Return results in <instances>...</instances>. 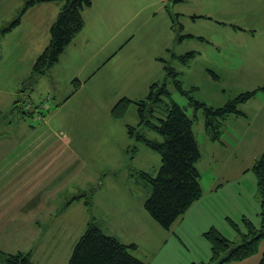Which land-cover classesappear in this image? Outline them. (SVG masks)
<instances>
[{"label": "rangeland", "instance_id": "rangeland-1", "mask_svg": "<svg viewBox=\"0 0 264 264\" xmlns=\"http://www.w3.org/2000/svg\"><path fill=\"white\" fill-rule=\"evenodd\" d=\"M91 1L83 10L82 31L39 73L35 64L49 44L55 8L66 0H38L34 9L32 0H0V212L35 215L15 226L11 217L3 218L8 224L0 230V250H31L36 264H69L90 221L124 243H136L132 252L148 262L202 261L211 250L205 237L211 225L241 242L229 220L243 226L248 215L261 223L254 171L241 180L242 194L237 188L229 198L224 191L209 194L202 204L206 214L193 220L182 215L166 229L145 207L152 185L140 173L156 177L162 154L140 137L163 142L153 125L167 116L168 104H179L195 118L200 181L207 188L211 174L203 169L214 157L212 139L204 109L191 98L217 108L244 91L264 88V0ZM163 86L170 96L157 101ZM125 97L131 101L124 115L114 117ZM20 99L34 113L19 116L12 107ZM238 108L249 118L231 115L227 125L254 122L253 142L261 149L264 89ZM226 134L222 163L235 161L233 138ZM236 159L243 163L242 156Z\"/></svg>", "mask_w": 264, "mask_h": 264}, {"label": "trees", "instance_id": "trees-1", "mask_svg": "<svg viewBox=\"0 0 264 264\" xmlns=\"http://www.w3.org/2000/svg\"><path fill=\"white\" fill-rule=\"evenodd\" d=\"M37 1L32 0L30 4H35ZM90 5H92L91 0H66L61 6L50 28L49 44L36 61L37 72H45L60 59L66 47L82 31L85 25L83 10ZM20 18L19 16L13 24L20 22ZM155 86L156 84L153 85ZM263 89L260 87L244 91L217 108L207 107L205 103L194 98H191V101L196 108L204 109L206 130L210 138L213 141H220L227 119L231 115H245L238 105L248 102ZM153 92L152 90L151 97ZM156 94L157 101L163 99L162 95L170 96L166 86L161 87ZM130 101L131 99L126 97L121 99L113 109L114 117L123 116ZM144 106L145 102L142 101L140 108L142 114ZM28 107L24 100L20 99L14 102L12 109L16 110L19 116L25 112L34 113ZM194 122L195 118H191L179 104L172 102L167 105V116L162 118L159 124L153 125L164 137V141L157 142L140 137L162 154V165L156 177L150 176L145 171L140 173L152 185V193L145 201V207L166 229H170L203 194L201 172L198 167L202 151L194 132ZM252 171L255 173L261 197L260 225H256L247 217L243 218V226L232 219L229 220L241 242L226 236L217 227L212 226L205 232V237L211 245V256L208 261L202 260L193 264H227L242 261L260 252L262 259L259 264H264V153L256 160ZM86 203L90 204L89 201ZM136 247V243H124L116 236L107 234L95 221H90L74 247L69 264H148L132 252ZM0 255L4 264H36L31 250H19L14 253L0 250ZM223 257L226 259L223 260Z\"/></svg>", "mask_w": 264, "mask_h": 264}, {"label": "crops", "instance_id": "crops-1", "mask_svg": "<svg viewBox=\"0 0 264 264\" xmlns=\"http://www.w3.org/2000/svg\"><path fill=\"white\" fill-rule=\"evenodd\" d=\"M43 3H48V2H43ZM37 4H39V3L33 4V9L36 7ZM62 4H61V6H62ZM61 6L58 5L55 8V12L53 15V18H54L53 22L56 20L58 14L62 8ZM26 13H27V11H26ZM25 14L23 15L22 19L24 17H26ZM257 94H258V92H257ZM240 116L244 117L245 119L249 118V114L247 112H245V115H240ZM19 118H21V117H19ZM229 119L225 123L223 134L225 135L228 132V136H231L233 138V146H232L233 155L232 156L235 157V161L231 162L229 160L228 162H223V163L220 162V160L218 158L219 153H220V149L224 148L227 150L226 142L224 140L223 141L222 140L221 141L211 140L212 141L211 147L213 149L212 152L214 154V157L212 159V163L208 164L205 167V169H203L204 173L211 174L210 179H209V184H208L206 189L203 188V194L200 197V199L198 201H196L194 203V205L188 209V211L184 214L183 217H187V215H188L189 219L193 220V217L196 215L206 214L207 208L202 206V204H205V206H206V204H208L209 200L207 198H204V197H209V194H211V196H212L214 194H220L224 191L229 198L230 196L232 197V189L233 188L239 189L238 194H242V192L245 191V189L241 185V180L248 174L247 172L252 171V167L255 164L256 159L258 158L257 157L258 154L260 152L264 151V145L261 147V149H259V147L256 145L255 141L253 142V140L257 139L256 129L253 127L254 122H250L249 126H241V124H240L239 127L238 126L235 127L231 123V121L229 123H231L232 126H230V124L227 125V122L229 121ZM242 119L243 118H241V117H237L238 121H244ZM251 132L253 133L252 138L250 137ZM29 134H30V131H28L27 133H25L22 136H28ZM223 134H222V136L224 137ZM2 135L3 134L0 132V139L3 138ZM226 136H227V134H226ZM29 146H30L29 151H32L33 150V148H32L33 144H29ZM2 151L3 152L1 153V155H4V152L6 150H2ZM239 155L242 156L243 163H241L238 159H236V157ZM201 160H202V158H201ZM201 160L199 161V170L201 172V177H202L203 172H202V168L200 167ZM25 162H27V159L25 160ZM22 202H23V200H22ZM34 216L35 215L32 212L29 214V216L27 218H17L18 216L15 217V215L12 216V214L10 216H7L6 213L0 212V230H2V228H7L5 226L8 223L7 222L2 223V221L4 220L3 218H5V217H11L12 219H10V221H8L11 223L15 220V224H14V226H15V225H17L18 221H21L22 219L32 220L34 218ZM244 216L249 218L248 215H244ZM212 218H213V216L211 215L210 219H212ZM212 226H215V225H211V227ZM215 227H217V226H215ZM210 256H211V250L209 251V256L206 254L204 259H201V260H205ZM261 259H262V253L260 252V253H257V254H255V255L247 258V259H244L242 261H233V262H229L227 264H259L261 262ZM158 261H160V262H158ZM146 262H148V261H146ZM148 264H167V263L164 261H161V260H157L155 258L154 261L150 260L148 262Z\"/></svg>", "mask_w": 264, "mask_h": 264}, {"label": "water", "instance_id": "water-1", "mask_svg": "<svg viewBox=\"0 0 264 264\" xmlns=\"http://www.w3.org/2000/svg\"><path fill=\"white\" fill-rule=\"evenodd\" d=\"M226 259V257H223V260H225Z\"/></svg>", "mask_w": 264, "mask_h": 264}]
</instances>
